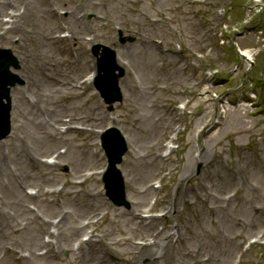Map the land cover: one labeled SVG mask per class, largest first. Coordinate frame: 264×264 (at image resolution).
<instances>
[{"label":"rangeland","instance_id":"1","mask_svg":"<svg viewBox=\"0 0 264 264\" xmlns=\"http://www.w3.org/2000/svg\"><path fill=\"white\" fill-rule=\"evenodd\" d=\"M83 2L84 0H61L57 4H43L41 8L45 11L53 6L59 15L66 17L76 6L83 5ZM90 2L92 9L75 10V18L79 19L84 14L87 28L90 27L80 32V42L74 40V35L70 40L59 38L64 29L68 30L67 25L70 32L72 30L64 18L57 19L52 27L47 23L34 25V21L31 22L32 30L45 32L51 37L56 31L59 32L58 27L61 25V33H57V40L52 41L49 48L36 50L27 47L26 55L29 59L25 61L30 60V63L24 62L26 55L20 54L16 49L23 44L24 35L18 37L11 32L7 34L6 42H0L2 48L9 49L12 55L19 59V69L11 70L19 79L23 75L26 81L32 80L31 74L25 72L26 66L33 64L37 69L41 65L36 61L39 56L40 59L48 57L62 65L63 71L60 70L59 74L46 72V81L53 83L50 79L56 78L61 81H58L60 85L66 83L59 116L49 118L48 113L45 115L50 106L44 102L39 109H32L22 99V133L19 134L14 129L9 138L0 141V155H3L6 161L5 174L0 175V186L9 188L12 181H21L24 191L27 188L39 191L38 195L32 198L30 207L40 220L36 221L33 217L32 219L34 223L42 224L38 235L40 244L42 239L48 238L55 230L50 239L59 253V261L54 264H71L73 258L69 252L77 248L78 241L91 235L96 236L98 242L104 231L110 233L113 243L117 245L146 242L150 238L149 233L138 231L129 218L132 213L135 216V213H143L150 208L152 209L149 214L167 211L165 217L157 219L152 232H161L169 227L173 231L179 230L182 234L173 245V253L199 247L197 244L201 243L206 248L203 253L211 258L214 252L208 248L214 247L210 244H223L224 238H235L237 248L233 250L226 264H237L239 257V264H264V215L260 211L264 210V0ZM5 10L0 13V17L6 16ZM13 10L15 11V8ZM133 28L137 29L140 41L135 39ZM120 34L125 40L123 44L119 42ZM92 35L96 39H93ZM98 35L113 37L114 42L111 43L107 38H97ZM15 38L19 40L16 42ZM89 38H92V41L86 40ZM13 42L16 45H13ZM96 43L108 47L115 46L120 60L126 65L125 77L119 81L123 99L113 105L112 111L107 110V105L103 103L92 84L86 91L82 88L76 91L69 89L90 70H95V60L89 48ZM238 49L247 50L253 56L254 63L250 64L243 57H239ZM130 86L138 87L132 90ZM24 87L26 86L23 84L14 88V92L19 91L13 95L14 101L20 97L30 98L29 101L35 100L33 94L25 93ZM51 91V88H45L48 98L52 95ZM126 98L129 110L124 108ZM184 101H188V104L184 105L183 110H179L178 106ZM13 114L15 127L16 108ZM44 115L61 126L60 119L63 121L71 118L74 121V118L83 117L89 118V123L95 126L92 128L87 122L84 125L73 124L81 133L65 132L58 137L61 141L49 150L42 144H37L31 152L36 149L35 154L37 159L40 158V162L29 164L25 152L20 151L23 159L20 158L25 166L19 167L20 158L16 163L10 159L24 143L15 144L14 134L21 137L20 141L28 140L29 143H34L30 138L43 139L42 131H47ZM146 121L159 127L156 130L157 137L155 135L145 138L146 133L143 130H146ZM161 124L163 126H160ZM210 126L219 127L213 128L214 130L207 134ZM107 127L117 128L127 139L128 152L119 169L125 181L128 208L115 207L107 200L101 190L100 176L85 177L86 172L99 171L105 166L98 132ZM176 127L179 132L175 141L178 144L177 149L171 152L163 164L158 160L149 176H145L138 168L147 164L150 157L158 156L161 143ZM212 135H217V139L210 142ZM204 143L208 146L211 164L203 166L197 163L194 166L192 175L182 184V187L187 189L185 202L178 203L179 212H169L165 208H169L175 197L182 170L188 165L191 166L187 160L196 157L197 151ZM60 148L65 154L61 157L59 166L48 167L41 162V159ZM189 150L191 154L188 159ZM20 169L30 178L20 176ZM71 174L74 176L73 180ZM6 179L9 182L7 187L3 183ZM156 181L161 182L160 188L155 189L154 187L159 185L154 186L149 196L140 198L137 191L152 186ZM59 188L60 194L47 196L48 191ZM231 194L233 196L229 197ZM2 195L6 197L4 192ZM200 198L209 204L216 201L218 205H210L214 210L212 213L204 212L202 208L206 205H201ZM94 200H97L96 207L90 205ZM100 200L102 203L98 204ZM137 203L140 207L136 209L134 205ZM189 205L193 207L189 208ZM119 211L128 212V217L117 219L114 213ZM94 215H100L99 221H95ZM177 215L179 216L176 217ZM89 216H92V219ZM253 217L260 219L259 228L249 229L247 232L237 226L229 230L236 220L248 224ZM28 220L29 216L26 214L18 220L14 227V235H19L18 237L11 241H0L1 263L26 264L5 257L4 247L11 246L25 257L24 259H28L26 254L29 249L26 241L35 229L34 225L28 226ZM75 222L82 227L80 232H76L67 243L61 244L60 233L69 235ZM183 223L187 226L186 230ZM28 228L33 231L21 234ZM14 240L17 244L12 242ZM166 240L167 237L163 242ZM250 240L256 242L248 250H244ZM61 245L62 252L58 249ZM98 246L104 249V246ZM139 249H128L125 253L131 255ZM33 250L37 254L44 251L38 246ZM128 255L122 256L120 261H128ZM35 259L40 261H31L29 264H50L48 258ZM148 262L149 258L141 260L142 264Z\"/></svg>","mask_w":264,"mask_h":264},{"label":"bare ground","instance_id":"2","mask_svg":"<svg viewBox=\"0 0 264 264\" xmlns=\"http://www.w3.org/2000/svg\"><path fill=\"white\" fill-rule=\"evenodd\" d=\"M61 0H0V13L8 12L9 9L13 11V8H15V11L20 10V13L14 12L13 15L11 16V27L10 30H12L18 37H21L22 35L25 36L24 40L22 39V45L18 48H16L18 51H20V54H25L26 55V49L27 47H30L31 49H42V48H49L52 45V41H55L54 37L49 36L45 32H37V30H32L31 28V22L34 21V25H43L45 23L48 24L49 27H52L53 23L57 20H63V17L59 18L57 13L52 10L53 6L48 7L44 11L41 6L44 4H57ZM92 2L90 0H84L83 5H78L76 6L75 9H73L66 17H64V20L68 22V24L71 25V34L74 35V40L77 42H80V32L82 30H86L87 28V22L84 19H76L75 15L76 12L75 10L78 8H85V9H92ZM96 20V19H94ZM86 23V24H85ZM88 27L87 29H89ZM46 31V30H45ZM60 31V30H59ZM58 33V31H56ZM134 37L137 38L139 41L141 40L140 36L138 35L137 29L133 28ZM137 33V34H136ZM21 35V36H19ZM97 38H107L108 41L111 43L114 42V38L112 37H105L102 35H98ZM6 32H4L2 35H0V42H6ZM147 45V44H145ZM19 46V45H18ZM115 47V46H112ZM247 57H250L248 53ZM29 59V57L26 55L23 58V61L26 63H30V60L25 61V59ZM36 61H38L41 65L35 69L33 64H30V70H27L34 78L35 80H32L30 84L26 82V88L25 92L28 94H33L34 95V101L33 103H29L25 97H20L15 101V103H12V110L15 108L17 110V114L15 115L14 121H15V130H17L20 133L23 131V121H24V116L22 110L20 108L23 105L22 99L25 100L27 105L31 107L32 109H39L41 103L48 104L50 106L49 109H46L47 111L45 112V115L48 113V117H56L61 114V101L62 100V92L63 90H66V86L64 84L59 85L55 84V78L50 79L53 83H49L45 79V73L46 72H51V73H57L59 74V71H63L62 65L58 61H51L48 57L46 59H40L39 56L36 57ZM77 73V72H75ZM23 77V75H21ZM51 88V93L52 95L50 98H48V94L45 93V88ZM138 86H130V88L133 90ZM71 90H76L75 88H72ZM19 93V91L14 92L13 90L11 91V97L12 94ZM63 107V106H62ZM124 108L129 110L128 107V99L126 98V101L124 102ZM44 115V116H45ZM89 123V118L83 117L80 119V121L77 124L84 125L85 123ZM75 124V122L73 121ZM91 124V127L95 126L93 123ZM73 124L70 122L67 125L66 128V133L68 132H76L79 133L78 127H73ZM160 126H163L161 124ZM220 126V125H219ZM219 126H210L207 130V134L209 131L214 130L215 128L217 129ZM47 130H49V133L47 134L46 130L42 131V138L37 137L35 140H32L30 137V140L33 141L34 143H29L28 140H21V137L18 134H14V143L15 144H21L24 143V146L20 147L16 153H14V156L10 159L11 162L16 163L17 160L21 156V152H25L26 156V161L29 164H34L37 161L36 157V149L33 150L37 144H42V146L46 147V150H49L51 146H54L56 144V139L58 138V134H54L50 128L46 127ZM146 130H143V132L146 133V137H152L156 135V130L157 128L159 129L158 126H155L153 124H150L148 121H146L145 124ZM214 128V129H213ZM204 134H205V130ZM219 135V132L218 134ZM217 135H212L210 136L209 141H215L217 139ZM158 136V132L156 137ZM48 139V140H46ZM29 144V146H28ZM158 143L155 145L157 147ZM207 144L204 143L202 147L197 151L196 157H193L192 159H189V155L191 154V151L189 150L188 153V159L187 163L190 164L191 166L188 165L187 167H184L182 170V175L181 178L178 180V188L176 189L174 195V199L172 200L171 204L169 205L168 209L169 212L176 213L177 211L179 212L178 209V203L179 202H185V197H187V189L182 187V184L185 180L188 179L190 175L193 173V168L197 163L203 164V166H208L211 164L210 159L211 156L209 155ZM44 149V148H43ZM148 149V147H147ZM20 158L22 165H20V160L18 161V166L24 167V163L22 159ZM158 160L162 161L161 158H155L153 156L150 157L149 160H147V164H143L140 166L138 169L139 171L143 172L145 176H149L150 171L152 170L153 165H156L158 163ZM6 161L3 159V155H0V175H4V164ZM56 164L53 166L55 167ZM128 166V163L126 164ZM21 172H19V175L29 179L30 177L25 174L22 169H20ZM174 175H176V172H174ZM72 180L74 179L73 174H71ZM11 180V179H10ZM12 181V180H11ZM3 183L7 187L9 185L8 180H3ZM70 183H73L70 181ZM6 194V197L2 195V193ZM136 192V190H134ZM140 196V198H143L144 196H149L150 193H152L151 189H149L147 192L138 190L137 191ZM53 193V191L48 193V197H50ZM60 194V193H58ZM99 194H96L98 196ZM32 197H28L26 191H24V186L21 183V181H12V184H10L9 188H3L0 186V241H5V240H12L13 238L18 237L17 235H14L15 231V226L18 224V220L20 217H22L24 214L29 216L28 220V226L34 225L35 229L32 234V236L29 238L28 241H26V246L29 249L28 254H26V257L28 259H23V256L16 252L11 246L10 247H4V252H5V257H9V259H13L15 261H21L22 263L29 264L31 261H40L36 260V257H43V258H48V261L50 264H54L57 261H59L58 256L59 253L57 250L54 248L53 241L50 240L48 243H44L41 241V244L39 243L38 235L40 234L41 226L42 224H36L34 223V220H39V218L35 215L33 211L28 210L30 207V203L32 202ZM201 201V205L203 206L204 204L206 205L205 207L203 206L202 210L208 211L209 213H212L214 210L210 207V205L215 204L218 205V202L213 201L211 204L207 203L205 200L202 198L199 199ZM4 201V203L2 202ZM96 201L94 200L90 205L96 207ZM94 203V204H93ZM101 200L98 204H101ZM224 205V203H221ZM189 208H192V205H189ZM140 207L138 204L134 205V208ZM262 214L264 215V210H260ZM14 212V214L12 213ZM13 215V216H12ZM114 215L116 216L117 219H125L128 217V212H115ZM12 216V217H10ZM177 215L176 217H178ZM33 217V219H32ZM254 218V217H253ZM260 218V217H259ZM260 219H252L249 221L248 224H246L243 221L236 220L235 224L232 225L229 230L234 229L235 227H239L240 229H243L245 231H249V229H255L259 228L261 226V222L259 221ZM129 221L134 223L136 227L138 228V231L142 233H149L150 238H153L154 233L151 231L153 227H155L156 224V219H153L151 217H146L145 219L138 220L133 213L131 214V218H129ZM247 227V229H245ZM82 227L79 226L76 222L73 224L70 234H61V244L62 243H67L70 238L75 236ZM183 228L186 230L187 226L183 223ZM32 230V228H28L25 231L23 230L21 234H28L29 231ZM33 231V230H32ZM80 232V231H79ZM172 232V233H171ZM234 234V233H233ZM182 234L180 233L179 230L173 231L172 228L167 227L165 230L163 229L161 233H158L154 237V242L148 246L146 244L145 246L139 247L135 242H130L127 246L124 245H117L114 244L111 237L110 233L108 231H104L102 233V236L99 237L98 242H97V237L96 236H91L88 240L86 241H78V246L76 250L69 252V254L73 258V262L71 264H142L141 260L144 258H149L150 262L147 264H226V262L229 260L231 257V254L235 248H237L235 238H224L225 243L221 244L219 243L218 245L210 244L214 248H208L211 249L214 254L210 258L207 254L203 253L204 250L206 249L205 246L201 243H198L197 245L199 247H193L188 249L187 251H179L177 253H173L174 247L173 245L177 242L178 238L180 239ZM52 237V235H51ZM167 237L166 242L164 243L163 240L164 238ZM8 238V239H7ZM50 238V237H49ZM127 241V240H124ZM17 244V241L14 240L12 241ZM97 242V244H95ZM104 246V249H101L99 246ZM59 245V244H58ZM41 247V249L44 250L42 254H37L33 250L34 247ZM148 247V248H147ZM61 246H58V249H61ZM139 249V251L134 252V254L128 255L126 250L128 249ZM147 248V250H145ZM63 249H61V252ZM104 251V253H103ZM128 255V261L123 260L120 261L122 256ZM35 257H34V256ZM49 255V257H48ZM51 256V257H50ZM38 259V258H37ZM182 260V261H179ZM5 262H0V264H4Z\"/></svg>","mask_w":264,"mask_h":264},{"label":"water","instance_id":"3","mask_svg":"<svg viewBox=\"0 0 264 264\" xmlns=\"http://www.w3.org/2000/svg\"><path fill=\"white\" fill-rule=\"evenodd\" d=\"M112 61V55L99 61V76L96 80V87L108 104L120 101L121 99L117 87V78L115 79L113 75L114 68L112 67ZM10 66L17 68L9 52L0 51V140L5 138L9 132V87H13L17 82V79L9 72ZM3 100H6L7 103L4 104ZM115 140L117 144L114 143L113 145L112 143ZM104 149L109 162V168L105 176L108 196L112 198L117 205H121L123 203V188L115 165L120 163L125 148L122 141L115 135V139L113 140L104 139Z\"/></svg>","mask_w":264,"mask_h":264}]
</instances>
